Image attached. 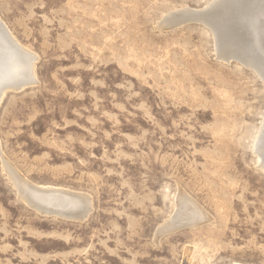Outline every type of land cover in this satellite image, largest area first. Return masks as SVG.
Masks as SVG:
<instances>
[{"label": "rangeland", "instance_id": "1", "mask_svg": "<svg viewBox=\"0 0 264 264\" xmlns=\"http://www.w3.org/2000/svg\"><path fill=\"white\" fill-rule=\"evenodd\" d=\"M216 1L0 0L37 57L0 102V264H264V79L227 53L241 14L177 21ZM4 159L90 214L32 207ZM181 196L201 222L171 226Z\"/></svg>", "mask_w": 264, "mask_h": 264}, {"label": "bare ground", "instance_id": "2", "mask_svg": "<svg viewBox=\"0 0 264 264\" xmlns=\"http://www.w3.org/2000/svg\"><path fill=\"white\" fill-rule=\"evenodd\" d=\"M239 4L238 0H217L215 4L210 7L212 10H208V12L194 11L189 8L187 10L183 9V11H178L180 12L179 14L176 13L178 15L177 21L183 22L182 18H187L186 16L193 15L202 16L203 18H210L213 16V20H215L214 18L217 19L218 16H222L224 13L227 14L229 10H234V13L237 12V14H241V21L239 19V23L241 24H236L239 28L238 34L242 39L239 40V42L236 41L242 43L241 45L239 44L241 49L232 46V49L227 51V53L232 55V57L240 58V60L242 59V61L249 67H254L264 79V52L261 46V42L264 40V0H249L247 3L243 4V6L241 3V7H239ZM244 8H246L245 12H243ZM175 16L176 15H171L164 24L170 25V23L175 20ZM236 20L237 19H235V21ZM210 22H213L212 18ZM221 29V26H216L214 28L219 39L223 38L221 36ZM228 30L234 33V25L233 27H229ZM235 30L237 32V28ZM36 58L37 57L34 54L30 53V51L17 42L7 29L6 25L0 20V102L5 92L9 90H21L27 86L34 85L37 82L34 73ZM257 148L261 159H264V129L259 138ZM262 162L264 166V160ZM5 164L7 165L6 161ZM7 166L11 169L9 171L10 175L19 188L21 198L26 200L28 204H31L32 207L33 202L35 203L36 201L37 206L35 207L37 210L39 209L40 211L45 212L43 207H48L50 209L53 208L58 211H64L66 213L64 215L67 216V218L76 217L81 220L85 219L88 214H90L92 205L90 199L86 195H80L75 192L72 193L52 187L34 186L19 176L13 168L9 167V165ZM177 206L176 214L171 220L172 223L169 221L172 227L176 225H196L205 218V214H203L204 212L202 213L194 200L192 201L186 196H181L178 199Z\"/></svg>", "mask_w": 264, "mask_h": 264}, {"label": "water", "instance_id": "3", "mask_svg": "<svg viewBox=\"0 0 264 264\" xmlns=\"http://www.w3.org/2000/svg\"><path fill=\"white\" fill-rule=\"evenodd\" d=\"M36 203L37 202L35 201V203L33 202L32 205L35 207V206H37ZM43 210H45V212H43V213H47V214H54V215H61V216H65L64 214H66L64 211H58L57 209H53V208L50 209L48 207H43ZM46 211H48V212H46ZM186 226H192V225H176L174 227L181 228V227H186Z\"/></svg>", "mask_w": 264, "mask_h": 264}]
</instances>
